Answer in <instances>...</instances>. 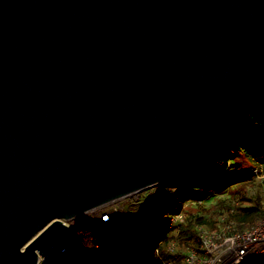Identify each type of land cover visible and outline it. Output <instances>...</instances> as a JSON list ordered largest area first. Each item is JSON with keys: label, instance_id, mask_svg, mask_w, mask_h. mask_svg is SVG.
<instances>
[{"label": "water", "instance_id": "1", "mask_svg": "<svg viewBox=\"0 0 264 264\" xmlns=\"http://www.w3.org/2000/svg\"><path fill=\"white\" fill-rule=\"evenodd\" d=\"M254 112L264 0H0V264H36L65 222L175 187Z\"/></svg>", "mask_w": 264, "mask_h": 264}, {"label": "trees", "instance_id": "2", "mask_svg": "<svg viewBox=\"0 0 264 264\" xmlns=\"http://www.w3.org/2000/svg\"><path fill=\"white\" fill-rule=\"evenodd\" d=\"M251 119L247 134L231 143V148L205 159L168 201L146 212L130 214L121 222L82 225L74 232L73 245L64 255H84L71 264H183L186 251L196 247L197 226L216 229L232 221L235 229L242 231L263 221L264 181L251 195L248 187L252 177L245 175L247 170L242 166L244 159L264 165V116L254 112ZM225 185H234L231 196L219 198L205 209L202 204L220 194ZM188 204L193 207L188 208ZM184 210L189 214L184 223L165 236L168 217ZM173 242L175 249L169 252ZM95 246L105 251L102 256H91ZM156 250L159 256L155 259Z\"/></svg>", "mask_w": 264, "mask_h": 264}, {"label": "built area", "instance_id": "3", "mask_svg": "<svg viewBox=\"0 0 264 264\" xmlns=\"http://www.w3.org/2000/svg\"><path fill=\"white\" fill-rule=\"evenodd\" d=\"M153 198L155 196L149 198L150 202L143 205L142 212L153 207ZM127 217L123 211L119 213L109 205L104 209L94 210L65 222L66 236L52 249L49 255L38 258L36 264H51L54 258L68 252L73 245L74 232L82 225L103 226L113 220L121 222ZM186 218L184 211L171 214L165 224V236L183 224ZM194 242L196 247L186 251L183 264H264V220L242 231L236 230L232 221L226 222L216 229L200 225L196 227ZM174 249L175 243L173 242L169 252ZM104 252L102 248L95 246L91 251V256L100 257ZM158 253L156 250L155 259L159 256ZM82 256L84 255H77V259Z\"/></svg>", "mask_w": 264, "mask_h": 264}, {"label": "rangeland", "instance_id": "4", "mask_svg": "<svg viewBox=\"0 0 264 264\" xmlns=\"http://www.w3.org/2000/svg\"><path fill=\"white\" fill-rule=\"evenodd\" d=\"M228 148H231V145ZM242 166L243 169L247 170V173L245 175H250L252 177V180L249 183L248 191L251 195H254L258 189L257 186L261 185V183H263L264 181V165L249 162L247 159H244L242 162ZM184 180L185 179L179 180L178 185H176L175 187H170V186L151 187L140 193H136L129 197H125L120 200H117L113 202L110 205V207L112 209H116L117 211H119V213L123 211L125 215L130 217V214L142 212L143 205L149 203L150 202L149 198H151L152 196H155V198H153V202H154L153 207L168 201ZM233 190H234V185L233 186L225 185L220 194L217 193L212 195L213 197L211 199L201 204L205 209H209L211 206L215 204L217 199L229 198ZM261 193H262L261 194L262 197L264 198V185L262 187ZM187 207L188 208L193 207V205L188 204ZM184 213L186 214V217H188L189 214L186 212V210H184ZM76 259H77L76 255H61L54 258L51 261V264H71Z\"/></svg>", "mask_w": 264, "mask_h": 264}]
</instances>
